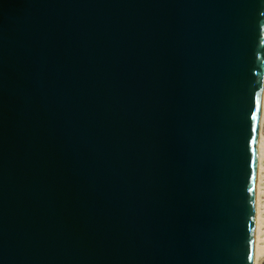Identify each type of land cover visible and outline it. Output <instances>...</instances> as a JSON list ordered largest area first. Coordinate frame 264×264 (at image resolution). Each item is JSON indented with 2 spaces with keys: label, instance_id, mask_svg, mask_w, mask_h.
<instances>
[{
  "label": "water",
  "instance_id": "1",
  "mask_svg": "<svg viewBox=\"0 0 264 264\" xmlns=\"http://www.w3.org/2000/svg\"><path fill=\"white\" fill-rule=\"evenodd\" d=\"M264 0H0V264H254Z\"/></svg>",
  "mask_w": 264,
  "mask_h": 264
},
{
  "label": "bare ground",
  "instance_id": "2",
  "mask_svg": "<svg viewBox=\"0 0 264 264\" xmlns=\"http://www.w3.org/2000/svg\"><path fill=\"white\" fill-rule=\"evenodd\" d=\"M264 90L260 117V131L258 138V172L256 189V227L254 264L264 260Z\"/></svg>",
  "mask_w": 264,
  "mask_h": 264
},
{
  "label": "rangeland",
  "instance_id": "3",
  "mask_svg": "<svg viewBox=\"0 0 264 264\" xmlns=\"http://www.w3.org/2000/svg\"><path fill=\"white\" fill-rule=\"evenodd\" d=\"M263 136H264V127H263ZM260 264H264V260L260 262Z\"/></svg>",
  "mask_w": 264,
  "mask_h": 264
}]
</instances>
